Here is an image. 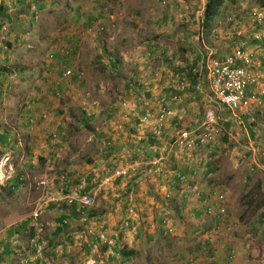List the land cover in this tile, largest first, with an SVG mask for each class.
Instances as JSON below:
<instances>
[{"label": "crops", "instance_id": "1", "mask_svg": "<svg viewBox=\"0 0 264 264\" xmlns=\"http://www.w3.org/2000/svg\"><path fill=\"white\" fill-rule=\"evenodd\" d=\"M68 1L71 2L73 10L71 22H74L73 24L76 26H80L81 22H84L82 26L84 29L88 27L86 22L90 15L99 16L94 14V9L99 7L103 10L102 7L105 6L104 10L109 12L113 11L116 6L121 8L126 5L125 0ZM157 1L166 5L165 8H161L163 13L157 21V28L153 31L154 38L144 42L145 50L139 55H145L142 58L149 59L146 62L152 71L150 74L142 75L140 72L141 69H145L146 63L142 65L139 59L136 60V62H140L138 63L139 72L131 74L128 84H126V88H132L127 93L130 96V102L121 101L118 107H111L107 113L108 121L103 127L104 131L100 134L103 137V148H99L98 144L92 147L87 146L84 141H80L76 145V143L73 144L74 140H71L73 146L66 142L65 151H61L58 149L59 145L52 143L51 140L47 141L45 135L34 137L22 135L29 155L23 153L24 150L21 152V154L23 153L21 158L27 157V161L23 163L24 170L20 169L18 172V174L24 173H22L24 183L15 191V194L20 193L21 198L29 200V196L34 191L27 187L28 179H30V173L33 174L36 170L43 168L44 173L50 171V174L57 175H51L50 178L44 176L45 179L42 183L45 187H42V190L43 188L46 190V186L49 187L46 192L44 191L45 194H43L41 202L38 203L41 214L47 211L56 213L51 230L46 239L43 238L45 243L48 242L45 255L51 259L58 260L59 254L65 258L64 262L67 259H73L72 264H182L183 262L176 260L174 250L168 251V248L175 242L179 246L180 241L193 236L192 241L201 239V254L204 258L201 264H241L238 258L233 263L229 262L230 256L220 249L223 244L221 228L227 221L218 202L219 197L215 198L213 192L217 191L224 178L228 179L227 173H223L228 163H234L233 160L228 161L226 158L227 148L234 145L235 151H239V147L246 144L252 146L251 140L256 137V131L247 122L254 120L253 115L264 116V97H256L250 93L248 107L236 112L219 104H212V108L215 109L219 122L226 132V135L215 144L182 153L176 148L174 137L180 129L196 128L202 124L206 108L210 106L208 73L206 65H204L207 55L226 56L236 46L248 50L254 53L256 71L264 81V25L255 23L250 15L251 23L242 27L245 33L244 38L229 39L230 45L227 46L225 42L221 41L222 37L218 33V29H221L222 26L215 27L214 35L209 40L204 38L205 29L202 18L207 0H198L199 4L195 11H192L190 7L184 9V3H189V1ZM237 1L241 4L246 0ZM0 4H3L0 5V18H4V9H7L5 15L11 17L13 13L16 15V18L13 17L14 24H17L16 20L21 21L23 17L24 22L18 25L21 28L20 34H18L19 40L28 32L31 35H37L32 28L35 19L41 16L46 9L61 5L56 4L55 0H0ZM39 4L44 5L43 11L39 9ZM145 4L143 1L142 7ZM155 5L156 3L153 2L150 17L154 8H157ZM182 8L184 10L174 11ZM20 12L22 13L20 14ZM142 15L144 14L138 10L133 17L140 20ZM109 16L113 18L115 14ZM109 16L101 17L102 21H111ZM177 17L181 18L180 28H183L185 33L191 30L201 35V51L195 45H190L186 50L187 53L181 54L177 58L170 55V49L163 48L160 38L173 27ZM200 17L201 20H199ZM77 20L80 21L77 22ZM229 20L231 19L229 18ZM26 21L29 22L30 29L25 28ZM188 23L191 25L186 29L184 24ZM5 26L8 25H3L2 30ZM231 29L233 27L228 23L226 30ZM11 30H13V26ZM12 33L9 35L11 36ZM15 40L16 36L13 41L14 46L19 44V46L30 48L23 38L18 40L19 42ZM206 41L209 47L208 44L206 45ZM206 46L207 51H202ZM2 48H7V44L0 47V50ZM148 51L150 52L149 56ZM160 53L161 57H165V61L161 67H158L155 57ZM205 53L207 54L203 55ZM108 61L107 59V64ZM53 63L58 66L57 61H53ZM118 65L117 63L116 66ZM118 69L120 70L118 67L115 68L116 71ZM191 72L194 76H191ZM145 79H148L146 86L141 84ZM59 89L64 90L60 85ZM46 96L42 95L38 98V105L33 104L31 105L33 107L25 108L21 115H24L25 111L29 115L36 116V114H44L47 110H53L54 105L52 106L51 102V104L47 103L49 106L46 109L42 107L43 97ZM143 106L147 108L146 111ZM163 108L171 110L173 117L163 127V138L157 140L143 128L141 118L145 115L155 117ZM12 109L10 107L8 113L9 116H12L7 118L6 123L0 124V136L7 139L6 142H2L0 139V151L15 153L20 141V127L25 128L27 122L25 119V123L21 126L20 123H13ZM81 119L83 120L84 117ZM58 126L59 129L63 128L62 123ZM70 132L69 130L68 133ZM33 138L39 142L43 140L42 145L37 146L36 152L33 151L35 147L32 145ZM61 138L66 141V138L62 136ZM14 147L16 149L13 151ZM74 150H76V154ZM155 158L161 160L160 166L151 164ZM245 158L247 156L244 153V156H241L239 160L243 161ZM63 161H67V165L61 166ZM127 163L137 165L135 174L119 178L109 184L103 183L107 175H111L116 169ZM233 163L231 165L234 168ZM54 178L56 180L52 181L51 179ZM5 184L8 190H3L2 193L10 190V181H6ZM23 190L26 191V194ZM76 194L93 196V206L82 208L78 201L70 204L67 199L78 200L79 196ZM74 195L76 197H72ZM11 223L5 224V233L10 229L21 227ZM74 223H76V227ZM47 224L49 223L47 222ZM3 238L0 239V258L4 257L5 259H7L4 256L7 243L12 240L15 243L21 242V238L27 240L17 230L14 231L13 236ZM234 240L235 242H231L227 239L224 244L229 249L236 250L237 238ZM15 245L13 244V250L17 252H14L13 255L20 259L21 264H47L44 258L31 259L34 255L30 256L31 260L25 259L23 257L26 254L25 249L15 248ZM125 250L129 253L127 254ZM12 256L10 258H15ZM0 264L7 263L0 261Z\"/></svg>", "mask_w": 264, "mask_h": 264}, {"label": "rangeland", "instance_id": "2", "mask_svg": "<svg viewBox=\"0 0 264 264\" xmlns=\"http://www.w3.org/2000/svg\"><path fill=\"white\" fill-rule=\"evenodd\" d=\"M143 1L146 4L142 7ZM185 1H189V3L183 2L184 9L185 7H190L192 11L197 9L198 0ZM153 2L156 3L155 7L157 6V8H154L150 17V9ZM55 3L61 5H55V7L52 6L48 10L46 9L41 16L35 19V24L32 28L37 35H31L28 32L21 37L20 40L23 38L30 48L19 46V44L15 46V49H12L10 52L12 59L10 63L5 62V57L0 50V67L9 69L11 64H21L24 66L21 68L27 70L23 74L16 73L10 77L12 87L8 91H5V96L0 99V124L6 123L7 118L12 116L8 114L11 107L13 108L12 114L14 118L12 122L20 123V126L23 125L25 118L23 115H20V112L33 104L38 105L37 99L42 95H47L45 98L43 97V108L46 109L49 106L47 103H52V106L54 105L53 110H47L44 114L40 115L36 114L35 117L39 120L38 124L26 126L25 128L20 127V141L15 153L0 151V156L3 157L0 163V188L3 189H0V193L3 190H8L5 184L6 181H14L20 169L24 170L23 163L27 161V157L21 158V155L24 152L26 155H29V151L27 150L26 142L23 141L22 135L25 137H29L30 135V137L45 135L47 141L49 140L50 142L51 140L52 143H56L57 146L59 145L58 149L61 151H65L67 147L66 142L70 146H73L75 143L77 145L80 141H84L87 146L92 147L98 144L99 148H103V137L100 134L104 131L103 127L108 121L107 113L111 107H118L121 101L127 100L130 102V96L127 93L132 88H126V84H128L131 74L139 72L140 66L138 63L140 62H136V60L139 59L142 65L146 63L145 69H141L140 73L142 75L145 73L150 74L152 71L147 64L148 62H146L149 59L142 58L145 55H139L145 50L144 42L154 38L155 34L153 31L157 28V21L163 13L161 8H165V3L161 4L157 0H125L126 5H123L121 8L113 5L115 9L107 13L108 16L114 14L115 16L113 18L109 16L108 18L111 20L109 22H102L108 28L104 32L97 31L100 25L99 21L94 23L91 30L82 28L84 22H81L80 26L74 25L71 22L73 10L70 1L55 0ZM0 5L2 6L3 4ZM258 8L261 7L257 0H246L241 4L237 1L234 4H230L226 9L224 18H221L218 24V27L222 26L221 29L216 28L219 35L223 38H221V41L225 42L227 46L230 45L229 39L233 38L235 40L234 31H240L244 36L245 33L242 27H245L247 23H251L250 12ZM184 9H175L174 11H182ZM138 10L144 14L140 17V20L133 17ZM83 11L85 14L84 9ZM17 12L19 13V10ZM100 12L101 9L99 7L94 9V14L99 15ZM13 17L16 18L14 13ZM4 19L1 17L0 22H3ZM199 20H201V17ZM16 21L17 24L12 25L14 33L11 31V36L8 34L10 33L8 31L12 28L9 24L0 33L2 34L0 35V47H4V44L8 42H13L14 37L20 34L19 30L21 28L18 25L24 22L23 17L21 21ZM191 23L184 24L186 29ZM228 23L229 26L232 25L233 29L226 30ZM25 24V28H31L28 21ZM181 24V18H175L173 27L167 30L160 38L163 48L167 47L168 50L170 49V55L177 58L181 54H186V50L190 45H195L201 51V35L191 30L185 33L182 30L183 28H180ZM239 27L240 29H238ZM25 28L24 30H26ZM31 31L33 32V30ZM243 36L242 38H244ZM70 39L74 41L69 42ZM207 44L208 42L206 41ZM68 45L78 47L77 53L68 60L75 69L83 72L85 85L81 86L79 83L69 81V79H63L61 75V71H64L63 66H55V70L48 76V79H37L36 77L40 73L42 66L48 67L52 62L49 56L51 51L57 50L67 53L65 49L68 48ZM207 46L209 47V44ZM207 46L202 51H207ZM149 53L148 51V56ZM160 55L161 53L155 57L158 67H161L163 61H165V57H161ZM203 55L201 56L203 57ZM107 59L118 63L117 67L120 70L116 71L107 64ZM44 60L46 61L43 62ZM32 73L33 76H31ZM44 75L46 76L45 72ZM142 81L141 84L146 86L148 79ZM59 85L64 90L59 91L58 94H54V89L58 88ZM38 88H41L42 91L37 90ZM143 108L144 110L147 109L145 106ZM82 117L91 118V120L85 122L81 119ZM252 118H254L252 122H247L256 131V137L251 140L252 146L246 144L241 148L239 147V151H235L234 145L229 149L227 148L225 151L226 158H228V161L233 160L234 163L229 162L228 169L226 167L223 170V173H227L228 179L222 178L223 183L220 182L221 185L216 191L219 196L213 194L215 198L219 197L218 202L227 221L221 228L223 244L220 246V249L230 256L229 262L231 263L238 258L241 264H264V116L259 114L253 115ZM60 123H62L64 128V133L61 136L66 138V141L60 138L61 136L58 134V125ZM69 130L71 131L70 133H68ZM178 131L175 136H177ZM32 140V145L33 147L35 146L33 151L36 152L37 146H41L43 140L41 142L36 141L35 138ZM71 140H74L73 144L70 142ZM60 141L62 144H59ZM22 151L23 153L21 154ZM60 153L63 154V152ZM74 153H77L76 150H74ZM244 153L247 158L240 161L239 159L241 156H244ZM6 157L9 158L8 162L4 160ZM232 163L234 164V168L231 165ZM65 165H67V161L61 163V166ZM44 172L45 170L42 168L38 171L36 170L33 174L30 173L27 187L32 188L34 192L29 196V200L21 198L20 193L9 195L7 191H4L5 195H7H4L5 197L0 200V239L14 235L15 229H10L5 233V224L7 222L21 226L16 229L21 234L23 231L29 230L33 214L38 210L42 226L38 228L36 239L38 237L46 239L47 234L52 228L56 213L54 211H47L41 214L38 203L41 202V198L45 194L44 191L46 192L49 187L46 186V190L45 188L42 190V187H45L42 183L43 179H45L44 176L50 178L51 175H57L50 174V171ZM42 173L44 174L42 175ZM51 180L55 181L56 178ZM23 191L26 194V191ZM76 195L79 196V194ZM76 195L72 197H76ZM67 201L69 200L67 199ZM24 219L25 221H29L21 225ZM260 219H262V222H260ZM74 225L76 227V223ZM235 238H237L236 250L229 249L224 243H226L227 239L235 242ZM192 239H194L193 236L187 237V240L180 241L179 246L175 242V244H172L168 248V251L174 250L178 262L188 264L187 259L193 258L196 262L195 264L202 263L204 258H202L203 254H201V239L194 241ZM20 240L21 242L15 243L12 240L7 243V248L4 251V256L7 259L4 257L0 258L1 262L7 264L20 263L18 257L14 258L17 260L14 262L10 258L14 252H17L13 250V244H16L15 248L22 246L20 248L25 249L23 245L25 246L26 242L23 238ZM47 247L48 242L45 243V249ZM196 247L198 248L196 249ZM26 250H28L26 255L29 256L24 255L23 257L30 259V256H33L29 254L30 248H26ZM50 251L52 252V249ZM186 253L188 254L185 255ZM38 257L44 258L47 264H72L73 261V259H67L64 262L65 258L58 254V260L52 258V262L51 257H47L45 253L43 256L36 254L31 259Z\"/></svg>", "mask_w": 264, "mask_h": 264}, {"label": "built area", "instance_id": "3", "mask_svg": "<svg viewBox=\"0 0 264 264\" xmlns=\"http://www.w3.org/2000/svg\"><path fill=\"white\" fill-rule=\"evenodd\" d=\"M251 17L258 25H264V8L254 10ZM236 35L240 37L242 34L238 32ZM204 65H206L208 73L211 94L210 106H207L200 126L193 129L183 128L178 131L175 146L182 153L215 144L226 135L224 127L219 122L218 115L212 108V104H219L232 112H236L248 107L250 93L256 97H264V81L256 71L254 53L238 47L224 57L215 58L212 54L208 55L205 58ZM73 75V69H67L64 74L69 79ZM80 79H83V75H80ZM171 117H173V112L163 108L154 118L143 117L141 120L142 126L152 134L153 138L161 140L164 134L163 127ZM59 144H62V142L60 141ZM2 160L3 157L0 156V163ZM4 160L8 162L9 158L6 157ZM160 163L161 160L156 158L151 161V164L155 166H160ZM137 168L136 164L127 163L116 169L111 175H107L103 183L109 184L119 178L131 176L137 172ZM214 195L217 194L214 193ZM74 201H78L82 208H89L94 204V197L83 194L78 197V200L69 198L70 204ZM39 214V210L36 211L31 221L36 229L42 226ZM34 248L37 254L42 256L44 243H35Z\"/></svg>", "mask_w": 264, "mask_h": 264}, {"label": "trees", "instance_id": "4", "mask_svg": "<svg viewBox=\"0 0 264 264\" xmlns=\"http://www.w3.org/2000/svg\"><path fill=\"white\" fill-rule=\"evenodd\" d=\"M24 2V1H23ZM236 2V0H207L205 9H204V13H203V18H202V24L204 27V38H206L207 40L210 39V37L214 32L215 27L220 23L221 18H224V15L226 14V9L230 4H234ZM257 2L259 3V6L261 8H264V0H257ZM39 9L41 11H43V9L45 8L44 5L39 4ZM105 6L102 7L103 10H101L100 14L98 17H94V16H89V20L86 22V26H92L95 22H97L99 19H102L101 17H107L108 13L104 10ZM7 10V9H6ZM6 10L4 9L3 11V16H4V21L0 24V32L3 28V25L6 24H14V18L13 16H8L5 15ZM80 10V9H79ZM251 11V10H250ZM22 13V12H20ZM103 14V15H102ZM103 20V19H102ZM80 20H77V22H79ZM74 23V22H73ZM105 30V28H104ZM11 31L13 30H9L8 32L11 33ZM8 33V34H10ZM20 36L17 35L16 36V40L17 42H19ZM19 40V41H18ZM70 41H74L73 39H70ZM15 49V46L13 44V42H8L7 43V48H3L1 49V52L3 54V56L5 57V62L10 63L12 61L11 59V50ZM67 53H62L60 51L57 50H53L51 51L50 55L53 61H57V65L58 66H63L64 70L65 69H73L77 75L73 76L71 81L72 82H80L79 85L84 86L85 85V81H82V79H80V75H83V72L75 69L73 67V65L69 62V60L71 59V57H73L78 50L77 46H71L68 45V48L65 49ZM214 57H219L218 55H214ZM69 59V60H68ZM46 60H44L43 62H45ZM53 61L48 65V67H44L42 66L40 73L37 75V79H42L44 78L45 80L48 79V76L55 70V63H53ZM108 64L115 69L117 66V63L113 60L108 61ZM11 67L9 69H6V67H0V99L3 98L4 92L8 91L11 87H12V81L10 80V77L13 76V74H23L24 71H27L26 69H22L21 67H24L23 65H19V64H11ZM60 68V67H59ZM61 70V69H59ZM44 72L46 73V76L44 75ZM194 74V73H193ZM61 75H63V71H61ZM31 76H33V73L31 74ZM191 76L192 72H191ZM31 86V85H30ZM37 90H41V88H38ZM61 91V89L56 88L54 89L53 93L54 94H58V92ZM44 101V98H43ZM21 115V112H20ZM25 116L26 122H27V126H33L34 124H38L39 120L36 119L35 116H32L31 114L29 115L27 113V111H25V114L23 115ZM85 122H89L91 120V118H86L84 117L83 119ZM58 134L61 135L63 133V128L58 129ZM62 132V133H61ZM60 137V136H59ZM61 138V137H60ZM0 139L2 142H6V138L4 136H0ZM4 144V143H3ZM16 149V147H14L13 151ZM22 173L21 174H17L16 178L14 179V181H10L9 185V192H7L9 195L15 194V191L20 188L23 185V180H22ZM5 193H1L0 194V200H2L5 196ZM29 221V220H28ZM63 221V219H62ZM26 223V222H25ZM16 231V229H15ZM22 234L24 235L25 238L29 237L31 239H36V232L35 231H30V230H25L22 232ZM39 242H43V238L39 237ZM23 249V248H22ZM125 252H127V254L129 253L127 250H125ZM12 257H15L14 255ZM26 259V258H25ZM12 262L17 261L14 258H11ZM21 264V263H19Z\"/></svg>", "mask_w": 264, "mask_h": 264}, {"label": "clouds", "instance_id": "5", "mask_svg": "<svg viewBox=\"0 0 264 264\" xmlns=\"http://www.w3.org/2000/svg\"><path fill=\"white\" fill-rule=\"evenodd\" d=\"M258 9H262V8H258ZM254 10H257V9H254ZM254 10H252L251 12H250V15L252 14V12L254 11ZM99 22H100V25H99V27H98V29H97V31H99V32H104L105 30H107V27L102 23L103 21H102V19H99L98 20ZM97 21V22H98ZM94 25V24H93ZM93 25L92 26H89V27H87L86 29H89V30H91L92 29V27H93ZM104 28H105V30H104ZM85 29V30H86ZM238 32H240V31H237V32H234V34L236 33H238ZM242 35L240 36V37H238L237 35H235V38H242V36H243V33L242 32H240ZM232 53V52H231ZM208 56V55H207ZM206 56V57H207ZM212 56L214 57V55L212 54ZM220 57V56H219ZM221 57H224V56H221ZM215 58H217V57H215ZM50 59L52 60V58H51V56H50ZM53 61V60H52ZM69 69H71V68H69ZM67 71V69H65L64 71H63V75H62V77H63V79H65V80H67V79H69V78H66L65 76H64V74H65V72ZM73 72H74V75L73 76H76L77 75V73L73 70ZM72 76V77H73ZM71 79L72 78H70L69 79V81H71ZM82 81H85L84 80V77H83V79H82ZM78 83H80V82H78ZM206 112V111H205ZM205 115V114H204ZM94 116V115H93ZM146 116H149V117H152L151 115H145L144 117H146ZM156 117V116H155ZM143 118V117H142ZM142 118H141V120H142ZM154 118V117H153ZM141 124H142V121H141ZM190 128V127H189ZM197 128V127H196ZM190 129H193V128H190ZM176 139V138H175ZM129 177V176H128ZM214 193H216L217 195L216 196H219L218 195V193L215 191V192H213V194ZM25 222H28V220H26V221H24L23 222V224L25 223ZM29 230L30 231H35L36 232V234H37V231H38V229H36L33 225H32V223L30 222V224H29ZM39 235V234H38ZM26 239V238H25ZM25 242H26V245L24 246L23 245V247L25 248V251H26V254H27V251L28 250H26V248H30V252H29V254H31V255H36L37 254V251L35 250V248H34V244L35 243H44V251H43V254H42V256L44 255V253L46 252V249H45V242H44V240H43V242H39L40 240H39V237L37 238V239H31L30 238V236L29 237H27V240H24ZM29 244V245H28ZM20 247H22V246H19L18 248H20ZM20 249H22V248H20ZM26 254H24V255H26ZM38 255V254H37ZM39 256V255H38ZM37 259H41V257H38ZM188 264H195L196 262L194 261V259L192 258H190V259H188V262H187Z\"/></svg>", "mask_w": 264, "mask_h": 264}]
</instances>
